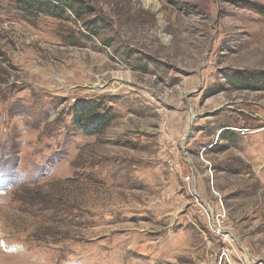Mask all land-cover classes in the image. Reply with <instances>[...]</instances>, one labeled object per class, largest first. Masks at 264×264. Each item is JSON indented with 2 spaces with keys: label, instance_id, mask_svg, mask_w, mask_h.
<instances>
[{
  "label": "rangeland",
  "instance_id": "374dc122",
  "mask_svg": "<svg viewBox=\"0 0 264 264\" xmlns=\"http://www.w3.org/2000/svg\"><path fill=\"white\" fill-rule=\"evenodd\" d=\"M78 1L0 0V264H264V0Z\"/></svg>",
  "mask_w": 264,
  "mask_h": 264
},
{
  "label": "trees",
  "instance_id": "16d2710c",
  "mask_svg": "<svg viewBox=\"0 0 264 264\" xmlns=\"http://www.w3.org/2000/svg\"><path fill=\"white\" fill-rule=\"evenodd\" d=\"M19 5L22 9L31 13L33 11H45L59 18H62L64 12L68 9L72 10L78 19L90 15L88 11L85 12L80 7L78 0H19ZM227 84L232 89L239 91L264 92V74L235 73L227 77ZM97 111L98 106H91L89 102L82 104L75 114L76 118L73 120V126L88 136L101 132L106 127L109 119L106 115H99Z\"/></svg>",
  "mask_w": 264,
  "mask_h": 264
},
{
  "label": "built area",
  "instance_id": "2783aa9c",
  "mask_svg": "<svg viewBox=\"0 0 264 264\" xmlns=\"http://www.w3.org/2000/svg\"><path fill=\"white\" fill-rule=\"evenodd\" d=\"M218 233H219V234H225V233H227V232H226V230L221 229V230L218 231ZM253 260H254V262H255L256 264H262V263H263L262 261L260 262V261H257V260H255V259H253Z\"/></svg>",
  "mask_w": 264,
  "mask_h": 264
},
{
  "label": "bare ground",
  "instance_id": "6f19581e",
  "mask_svg": "<svg viewBox=\"0 0 264 264\" xmlns=\"http://www.w3.org/2000/svg\"><path fill=\"white\" fill-rule=\"evenodd\" d=\"M190 119H191V120L194 119V114H193V113H191V115H190Z\"/></svg>",
  "mask_w": 264,
  "mask_h": 264
}]
</instances>
